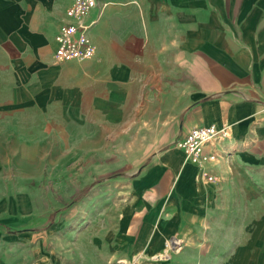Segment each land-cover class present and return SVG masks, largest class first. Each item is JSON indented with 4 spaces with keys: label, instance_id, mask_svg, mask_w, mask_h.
Returning <instances> with one entry per match:
<instances>
[{
    "label": "crops",
    "instance_id": "crops-1",
    "mask_svg": "<svg viewBox=\"0 0 264 264\" xmlns=\"http://www.w3.org/2000/svg\"><path fill=\"white\" fill-rule=\"evenodd\" d=\"M70 3L0 0V129L15 144L46 138L63 163L91 152L144 163L114 180L109 216L64 233V244L50 235L47 264H130L161 256L175 233L185 244L172 264H257L228 227L264 204V0H98L87 18L93 55L57 63ZM211 124L230 127L213 161L174 146ZM8 245L0 233V264H18L24 252Z\"/></svg>",
    "mask_w": 264,
    "mask_h": 264
},
{
    "label": "rangeland",
    "instance_id": "rangeland-1",
    "mask_svg": "<svg viewBox=\"0 0 264 264\" xmlns=\"http://www.w3.org/2000/svg\"><path fill=\"white\" fill-rule=\"evenodd\" d=\"M49 131L56 138H62L56 148L63 151L66 147L64 130L57 127ZM44 132L47 133L48 129ZM11 135L10 130L0 129V233L8 235V248L24 252L23 258H16L18 264H31L32 260L33 264H47L51 234L56 233L57 239L64 244V233L75 235L87 221L109 216L111 202L116 199L113 193L118 188L114 180L118 177L129 179L144 163V158L141 161H103L95 152L63 163L52 159V146L46 143V138L41 137L39 145L15 144ZM138 147L134 146L136 154ZM155 147H151V153ZM100 167L106 169L99 171ZM64 182L70 190L64 187ZM253 211L256 218L248 217L247 224L234 218L228 233L233 240L245 243L243 248L249 254H255L257 264H264V204L263 208ZM176 240L177 245L180 243L178 247L173 242ZM200 243L199 248H207L206 241ZM184 244L182 235L175 233L166 241L164 251L157 253H163V259L156 254L150 258H136L130 264H147L149 261L172 264L167 257L171 259L180 253ZM179 247L180 250L176 251ZM28 251L31 256L26 253Z\"/></svg>",
    "mask_w": 264,
    "mask_h": 264
},
{
    "label": "built area",
    "instance_id": "built-area-1",
    "mask_svg": "<svg viewBox=\"0 0 264 264\" xmlns=\"http://www.w3.org/2000/svg\"><path fill=\"white\" fill-rule=\"evenodd\" d=\"M97 6L98 0H71L66 10V19L54 38L56 47L53 57L57 63L85 60L93 55L94 45L88 30L96 20L87 18L91 10ZM229 134L230 127L227 124L195 126L184 136L176 138L173 144L181 149L190 161L211 162L216 155L210 147L216 141L227 138ZM208 179L211 177L208 176ZM173 242L176 245V241Z\"/></svg>",
    "mask_w": 264,
    "mask_h": 264
},
{
    "label": "bare ground",
    "instance_id": "bare-ground-1",
    "mask_svg": "<svg viewBox=\"0 0 264 264\" xmlns=\"http://www.w3.org/2000/svg\"><path fill=\"white\" fill-rule=\"evenodd\" d=\"M177 243H178V240H176V245H175L176 247H178V246L180 245V243H179V245H177ZM168 245L171 246V245H170V242H168ZM175 246L172 247V248H175ZM180 248H181V247H179L178 249H176V251L180 250ZM162 254H163V253H161V256H159L158 258L163 259L164 254H163V255H162ZM166 257H167V255H166Z\"/></svg>",
    "mask_w": 264,
    "mask_h": 264
}]
</instances>
